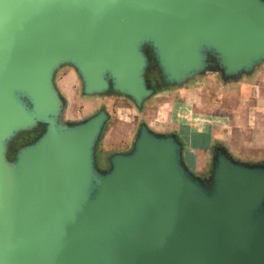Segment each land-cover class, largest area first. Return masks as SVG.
Segmentation results:
<instances>
[{
    "label": "water",
    "instance_id": "obj_1",
    "mask_svg": "<svg viewBox=\"0 0 264 264\" xmlns=\"http://www.w3.org/2000/svg\"><path fill=\"white\" fill-rule=\"evenodd\" d=\"M65 66L138 110L151 71L158 89L237 83L264 66V0H0V264H264V163L220 144L202 179L141 123L102 170L109 115L66 121Z\"/></svg>",
    "mask_w": 264,
    "mask_h": 264
},
{
    "label": "rangeland",
    "instance_id": "obj_2",
    "mask_svg": "<svg viewBox=\"0 0 264 264\" xmlns=\"http://www.w3.org/2000/svg\"><path fill=\"white\" fill-rule=\"evenodd\" d=\"M157 72L158 71H151L149 74V79L152 86L156 89V92L145 102L141 110H138L133 101L126 96L114 95L113 93L86 96L83 92L81 79L77 71L72 67H62L56 73L55 83L66 103L65 119L67 122L86 120L102 109H105L109 115V119L104 126L97 147V163L100 169H108V160L112 154L128 152L132 149L141 123L147 124V126L155 132L171 134L163 131V122H168V114L172 111V107L167 105L170 100L176 103L185 91H188V93L190 92L192 98L194 96L197 97V90L195 91V89L199 90L203 88L201 93H206L209 96L211 94V97H216L222 92L220 78L215 74L199 78L182 87L158 89L156 86V81L159 78ZM250 77H252V75ZM198 122L193 125L194 128L198 129L200 135L206 134L210 129L209 120L201 118ZM22 136L16 141H20L23 138ZM181 141L184 146V159L189 169L202 179L208 178L211 166L199 169L193 162L192 158L195 157V155L191 153L192 149L187 147L183 140ZM15 142L13 143V148H17L14 147ZM220 144V142H217L215 147ZM9 156L12 158L13 154ZM244 162L264 163V159H251L245 160Z\"/></svg>",
    "mask_w": 264,
    "mask_h": 264
},
{
    "label": "crops",
    "instance_id": "obj_3",
    "mask_svg": "<svg viewBox=\"0 0 264 264\" xmlns=\"http://www.w3.org/2000/svg\"><path fill=\"white\" fill-rule=\"evenodd\" d=\"M220 85L222 92L216 97L201 93L202 88L195 89L197 97L185 91L176 103L167 104L172 111L168 122H163V131L177 134L192 149L199 169L211 166L217 142L236 159H264V67L250 78ZM201 118L210 123L204 135L193 126Z\"/></svg>",
    "mask_w": 264,
    "mask_h": 264
},
{
    "label": "flooded vegetation",
    "instance_id": "obj_4",
    "mask_svg": "<svg viewBox=\"0 0 264 264\" xmlns=\"http://www.w3.org/2000/svg\"><path fill=\"white\" fill-rule=\"evenodd\" d=\"M42 127L38 128L35 132L32 133H26L24 134L22 137V139L20 141H16L14 144V147H18L20 145L26 144L32 140H34L38 134H40L42 132Z\"/></svg>",
    "mask_w": 264,
    "mask_h": 264
}]
</instances>
